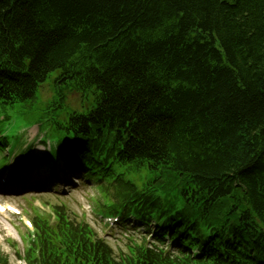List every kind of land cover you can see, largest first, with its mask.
<instances>
[{
    "label": "trees",
    "instance_id": "1",
    "mask_svg": "<svg viewBox=\"0 0 264 264\" xmlns=\"http://www.w3.org/2000/svg\"><path fill=\"white\" fill-rule=\"evenodd\" d=\"M0 110L158 225L118 253L58 202L26 264H264V0H0Z\"/></svg>",
    "mask_w": 264,
    "mask_h": 264
},
{
    "label": "rangeland",
    "instance_id": "2",
    "mask_svg": "<svg viewBox=\"0 0 264 264\" xmlns=\"http://www.w3.org/2000/svg\"><path fill=\"white\" fill-rule=\"evenodd\" d=\"M53 91L49 84H46L42 92V99L44 102L52 99ZM67 104L78 110L81 109L82 99L78 94L67 95ZM6 113H0V131L5 132L9 136V142L11 147L10 156L9 153L2 154L0 151V167L7 166L10 162L13 166L16 162L17 165H21L23 156H21V147L24 149L23 143L26 139L28 145L34 144L33 153L35 155H42L46 153L47 149L41 145L39 142V131L38 128H33L30 131L24 132L25 139L20 135V128L25 130L28 126L27 122L24 121L25 117L23 114L18 116L19 118L13 119L14 124H9L3 122ZM58 144L54 142L53 152L58 148ZM40 167L36 166L35 170ZM0 170H3L0 168ZM34 170V171H35ZM33 172V170H30ZM78 175L68 185L69 193L62 194V192L51 190H42L39 192H30L22 194H11L8 196H0V202L13 204L24 211V215L28 216L30 219L32 217L29 215L30 207L29 201L34 198H39L44 202H50L56 205L57 202H66L69 206L70 211L74 215L81 217L82 214H86L87 221L92 225L99 235L106 239L116 252L125 247V239L128 235H132V232H126L121 229V227L116 228L113 232L106 229L105 222L94 210L93 199L99 197L98 190L94 183H87L84 174L77 172ZM8 175L9 179H15V172L11 169L5 173ZM26 230L23 228L20 219L14 217H1L0 216V254L1 256L8 259L9 264H26L23 259L18 256V252L25 256V247H27L23 241ZM15 244V245H14ZM17 247V248H16Z\"/></svg>",
    "mask_w": 264,
    "mask_h": 264
}]
</instances>
